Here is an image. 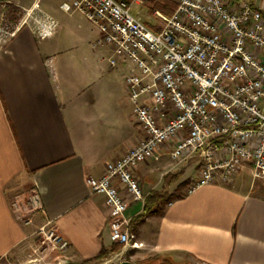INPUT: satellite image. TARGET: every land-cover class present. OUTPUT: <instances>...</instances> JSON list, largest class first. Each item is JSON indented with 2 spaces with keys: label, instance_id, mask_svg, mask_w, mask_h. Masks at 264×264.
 I'll list each match as a JSON object with an SVG mask.
<instances>
[{
  "label": "crops",
  "instance_id": "crops-1",
  "mask_svg": "<svg viewBox=\"0 0 264 264\" xmlns=\"http://www.w3.org/2000/svg\"><path fill=\"white\" fill-rule=\"evenodd\" d=\"M227 2H249L264 12V0ZM53 16L59 28L51 37L39 40L25 28L0 52V264H84L109 253L114 244L106 197L90 193L87 177H102L107 163L142 137L125 84L128 67H111L112 47H94L99 31L83 15ZM198 171L197 157L177 164L163 150L158 161L135 171L142 201L117 184L129 200L131 227L153 193L175 195L153 206L158 213L136 229L143 247L126 252L130 263L264 264V180L245 166L232 185L211 184L186 195ZM21 190L41 204L27 219L13 208ZM46 223L70 246L35 262L37 231Z\"/></svg>",
  "mask_w": 264,
  "mask_h": 264
},
{
  "label": "built area",
  "instance_id": "built-area-1",
  "mask_svg": "<svg viewBox=\"0 0 264 264\" xmlns=\"http://www.w3.org/2000/svg\"><path fill=\"white\" fill-rule=\"evenodd\" d=\"M146 1L63 0L59 5L63 13H80L98 29L93 45L112 47L111 67H128L125 84L142 137L107 163L102 177H87L90 193L106 197L110 239L123 247L115 255L119 261L126 250L143 244L131 230L129 200L117 184L130 199L142 201L135 171L158 161L161 151L168 150L177 164L198 158V177L186 195L211 184L232 185L245 166L255 180H264V12L249 2L170 0L176 10L171 16L155 11L154 31L132 12ZM10 8L22 14L5 17ZM25 28L45 40L59 22L36 5L26 9L14 0H0V52ZM48 65L54 70L52 59ZM33 203L34 209L41 207L39 198ZM37 235L42 244L35 254L41 248L63 254L70 246L50 223Z\"/></svg>",
  "mask_w": 264,
  "mask_h": 264
},
{
  "label": "rangeland",
  "instance_id": "rangeland-1",
  "mask_svg": "<svg viewBox=\"0 0 264 264\" xmlns=\"http://www.w3.org/2000/svg\"><path fill=\"white\" fill-rule=\"evenodd\" d=\"M62 1L63 0H14V2L16 4H18L19 6H21L23 8L31 9L34 5H36L39 9H41L44 12H47L51 15L56 14L58 17L63 18V17H65V14H63V12H60V9H59V5L61 4ZM155 11H157V10H155ZM155 11H153L152 14H150L149 9L146 6H144V7L135 6L132 10L133 14L139 15L143 21L149 20L153 23V25H157L155 18H153V16H152ZM3 14H5L4 15L5 17L13 20L15 18H18L16 16L22 14V11H20V9H17V8H10V9L6 10ZM261 183H263V185H262V187H263L264 182H261ZM23 190L20 191L21 193H17L16 195H14V198H13V206L14 207L13 208L17 211V213L19 215L26 216V219H27V215H29L31 213L29 211V209L32 207H35V205L33 203V200L30 199L31 198L30 195L23 196L24 195ZM38 239H39L38 247L40 248L42 243L40 241L39 236H38ZM122 251H123V247H121L120 251H118L117 254L122 252ZM127 251H129V250H126L124 252V258H123L124 261L123 262H125V261L129 262L130 261L128 259L129 255H126ZM51 254H58V251H56V250L51 251L49 249H48V251L47 250L44 251L43 248H41V250L39 251V254L36 256V259H39V257L41 256L43 258L46 257V258H44V260H45V259H47L48 255H51ZM114 258H115V256L109 257L107 259V261L109 260L108 264H114L117 261V259L115 260ZM40 264H46V263H40ZM47 264H49V263H47Z\"/></svg>",
  "mask_w": 264,
  "mask_h": 264
},
{
  "label": "trees",
  "instance_id": "trees-1",
  "mask_svg": "<svg viewBox=\"0 0 264 264\" xmlns=\"http://www.w3.org/2000/svg\"><path fill=\"white\" fill-rule=\"evenodd\" d=\"M145 6L148 7L150 14H152L153 11L157 10L162 13H164L167 16H171L174 11L176 10V4L173 1L170 0H147L145 3ZM145 24L153 29L154 31H157V29L154 27L153 23L149 20H145ZM175 195H172L170 197L166 195H161L160 193H153L151 196L147 198L146 201V211L143 215L138 217L136 224L134 227H131V230L133 233L136 232V229L142 222L146 219L147 216L158 213V211H151V208L153 206H159L164 204H167L172 198H174ZM179 196H177L178 198ZM121 245H114L109 253L106 251H103L97 258L86 261L84 264H101L105 259L109 258L110 254H114L121 249Z\"/></svg>",
  "mask_w": 264,
  "mask_h": 264
},
{
  "label": "water",
  "instance_id": "water-1",
  "mask_svg": "<svg viewBox=\"0 0 264 264\" xmlns=\"http://www.w3.org/2000/svg\"><path fill=\"white\" fill-rule=\"evenodd\" d=\"M122 264H133V263H130V262H128V261H125V262H123Z\"/></svg>",
  "mask_w": 264,
  "mask_h": 264
}]
</instances>
